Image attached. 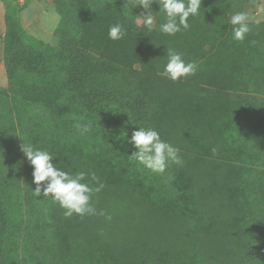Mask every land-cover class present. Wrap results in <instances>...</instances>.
<instances>
[{"label": "trees", "instance_id": "trees-1", "mask_svg": "<svg viewBox=\"0 0 264 264\" xmlns=\"http://www.w3.org/2000/svg\"><path fill=\"white\" fill-rule=\"evenodd\" d=\"M54 3L60 21L48 43L5 16L3 263L264 264V22H250L239 42L229 20L234 3L264 0H202L190 28L174 36L160 31L167 18L155 2L151 28L138 23V0ZM115 24L126 29L121 40L109 38ZM166 49L195 61V75L169 80ZM77 125L90 130L81 135ZM139 127L178 147L183 165L164 175L144 169L131 157ZM23 142L70 174L95 173L104 185L92 198L98 224L97 214L65 218L58 203L37 197ZM18 179L35 194L26 213L36 218L28 235L2 240Z\"/></svg>", "mask_w": 264, "mask_h": 264}, {"label": "clouds", "instance_id": "clouds-1", "mask_svg": "<svg viewBox=\"0 0 264 264\" xmlns=\"http://www.w3.org/2000/svg\"><path fill=\"white\" fill-rule=\"evenodd\" d=\"M158 4L159 12H163L167 22L160 25V31L169 36H174L182 30L190 28L189 18L199 15L202 0H138L135 5L144 11L136 16L138 23L151 28L155 23L152 4ZM232 38L243 42L251 32L250 18L247 12H236L230 17ZM109 38L121 40L126 35V29L115 24L109 28ZM167 63L164 66V75L173 82H179L191 75H195L197 64L195 61L186 62L180 52L166 49ZM77 131L83 135L90 129L86 125H77ZM130 143L137 149L133 157L144 169L153 173L164 175L170 165L182 166L184 161L180 156V149L163 140L154 128L139 127L132 133ZM22 151L33 168V183L36 185L34 192L37 197L51 198L64 209L65 218L74 215L83 218L87 215H96L92 198L99 193L104 185L99 182L95 173L77 171L70 174L56 166L52 161L55 158L48 151L34 147L31 144H22ZM215 154L216 149H212ZM98 184L92 187L84 182L86 177ZM103 215V213H101ZM107 219H111L110 216Z\"/></svg>", "mask_w": 264, "mask_h": 264}, {"label": "rangeland", "instance_id": "rangeland-1", "mask_svg": "<svg viewBox=\"0 0 264 264\" xmlns=\"http://www.w3.org/2000/svg\"><path fill=\"white\" fill-rule=\"evenodd\" d=\"M55 0H30L21 2L20 0H0V67H3V37L5 33V16L9 13L11 16L16 15L23 30L29 35L36 33L42 35L45 39H48L51 34H53L56 29L60 18L56 13ZM261 6V5H260ZM258 8V7H257ZM257 8L250 7L241 3H234L230 12V17L236 12H247L250 21L253 20V10ZM16 9V10H14ZM264 15V13H263ZM264 19V17H263ZM1 71V69H0ZM2 75L4 76V83L0 82V87H7V78L5 70L3 67ZM25 181L23 179H18L19 189H16V194L11 193L6 196L11 202V207L13 209L12 216L8 219L7 228L5 229L6 235L3 237L4 240L10 237H15L16 235L24 237L25 234H29L28 226H32L34 219L31 220L27 215V209H31L29 206L30 202H33L35 194L28 193L24 188ZM36 205V203H35ZM40 205V204H39ZM38 205V206H39ZM16 212H19L18 218ZM21 214V216H20ZM107 212L105 213V222L108 226L114 224L111 219H107ZM99 223V211L96 218V223ZM107 233V227L105 228ZM21 242V241H20ZM0 264L3 263V257L0 259ZM22 264V262H19Z\"/></svg>", "mask_w": 264, "mask_h": 264}, {"label": "crops", "instance_id": "crops-1", "mask_svg": "<svg viewBox=\"0 0 264 264\" xmlns=\"http://www.w3.org/2000/svg\"><path fill=\"white\" fill-rule=\"evenodd\" d=\"M264 4L259 6L256 10H253V20L250 22H264ZM31 36L45 42L48 43L51 40L52 34L50 35V37L48 39H45L44 36L42 35H38L36 33L31 34ZM4 67V65H3ZM3 67H0L1 71H0V82L4 83V76L2 75V71H3Z\"/></svg>", "mask_w": 264, "mask_h": 264}, {"label": "built area", "instance_id": "built-area-1", "mask_svg": "<svg viewBox=\"0 0 264 264\" xmlns=\"http://www.w3.org/2000/svg\"><path fill=\"white\" fill-rule=\"evenodd\" d=\"M21 2L30 1V0H20Z\"/></svg>", "mask_w": 264, "mask_h": 264}]
</instances>
